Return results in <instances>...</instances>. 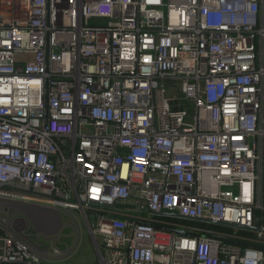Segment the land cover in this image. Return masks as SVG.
Returning a JSON list of instances; mask_svg holds the SVG:
<instances>
[{"label": "built area", "instance_id": "1", "mask_svg": "<svg viewBox=\"0 0 264 264\" xmlns=\"http://www.w3.org/2000/svg\"><path fill=\"white\" fill-rule=\"evenodd\" d=\"M76 214L97 264H264V0H0V264Z\"/></svg>", "mask_w": 264, "mask_h": 264}, {"label": "rangeland", "instance_id": "2", "mask_svg": "<svg viewBox=\"0 0 264 264\" xmlns=\"http://www.w3.org/2000/svg\"><path fill=\"white\" fill-rule=\"evenodd\" d=\"M61 220L65 228L62 233L63 237L61 236L60 239L61 243L58 244L60 250L65 251L67 246L71 247L73 245V241L75 239L72 236L74 235V232L76 233V231L78 230V232L81 234V242L79 250L71 258V262H75L77 264H97L99 256L97 254L95 245L91 240L85 222L83 221L81 216L76 214V223H74V221L66 215H62ZM218 228L224 229L223 226H218Z\"/></svg>", "mask_w": 264, "mask_h": 264}, {"label": "water", "instance_id": "3", "mask_svg": "<svg viewBox=\"0 0 264 264\" xmlns=\"http://www.w3.org/2000/svg\"><path fill=\"white\" fill-rule=\"evenodd\" d=\"M162 216L170 218V219H176V220H183V221H188L189 220L187 217H184V216H182L180 214H168V213H165ZM199 221H207V220H199ZM210 222H212L214 224L222 225V226H229L228 224L222 223V222H215V221H210ZM253 230H259V229L255 227V228H253ZM175 232H176L177 236H179V237L180 236H191V234H189L186 231L175 230Z\"/></svg>", "mask_w": 264, "mask_h": 264}, {"label": "trees", "instance_id": "4", "mask_svg": "<svg viewBox=\"0 0 264 264\" xmlns=\"http://www.w3.org/2000/svg\"><path fill=\"white\" fill-rule=\"evenodd\" d=\"M177 224H183V225H195L196 223L188 222V221H183V220H177ZM246 234V233H244Z\"/></svg>", "mask_w": 264, "mask_h": 264}]
</instances>
